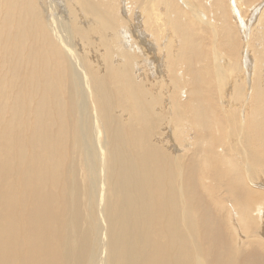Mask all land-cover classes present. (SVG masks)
I'll return each mask as SVG.
<instances>
[{"label":"bare ground","instance_id":"6f19581e","mask_svg":"<svg viewBox=\"0 0 264 264\" xmlns=\"http://www.w3.org/2000/svg\"><path fill=\"white\" fill-rule=\"evenodd\" d=\"M0 264H264V0H0Z\"/></svg>","mask_w":264,"mask_h":264},{"label":"rangeland","instance_id":"374dc122","mask_svg":"<svg viewBox=\"0 0 264 264\" xmlns=\"http://www.w3.org/2000/svg\"><path fill=\"white\" fill-rule=\"evenodd\" d=\"M250 1H251V0H250ZM246 6H247V8H248V6H249V3H247V5H246Z\"/></svg>","mask_w":264,"mask_h":264}]
</instances>
